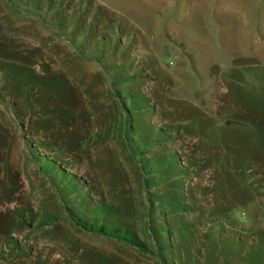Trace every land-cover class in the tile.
<instances>
[{
    "label": "rangeland",
    "instance_id": "374dc122",
    "mask_svg": "<svg viewBox=\"0 0 264 264\" xmlns=\"http://www.w3.org/2000/svg\"><path fill=\"white\" fill-rule=\"evenodd\" d=\"M0 264H264V0H0Z\"/></svg>",
    "mask_w": 264,
    "mask_h": 264
},
{
    "label": "trees",
    "instance_id": "16d2710c",
    "mask_svg": "<svg viewBox=\"0 0 264 264\" xmlns=\"http://www.w3.org/2000/svg\"><path fill=\"white\" fill-rule=\"evenodd\" d=\"M7 1H10V0H7ZM45 2H46V3H47V2H51V0H45ZM90 32H91V31H89V33H90ZM126 95H127V98L129 99L128 94H126ZM128 104H131L130 101L128 102ZM126 129H128V128H126ZM143 142H144V140H143ZM153 163H154L156 166L161 165V162H160V161H157V160H154ZM169 164H170V165L167 166L166 170H164V171H167V170H168V172H167L168 174H162V175H163L164 177H166V176L169 175L170 179H167V180L172 181L173 177H174L176 174H178L179 172L181 173V171L178 170V169H176L174 166H171V163H169ZM155 165H154V166H155ZM166 178H167V177H166ZM80 206H81V207H80V209H79V212H78V210H76L78 214L84 212V210H83V209H84L83 204L80 205ZM165 207H166V208H167V207H175V205H174V204H169V203H167V204H165ZM84 222H85V223H82V222H80V220H77V221H76V225H77L79 228H81V229H86L87 231H92L93 229H92L91 224H87L88 221H86L85 219H84ZM96 223L98 224V231L100 232V231L102 230V227H101V226H103V225H102L103 220L101 219L100 221H97ZM161 232L164 233V229L155 228V235H152V236L154 237V238H153V241H154L155 245H158V246L161 247V249H162V248H163L162 244H164V240H162V233H161ZM101 233H102V232H101Z\"/></svg>",
    "mask_w": 264,
    "mask_h": 264
},
{
    "label": "bare ground",
    "instance_id": "6f19581e",
    "mask_svg": "<svg viewBox=\"0 0 264 264\" xmlns=\"http://www.w3.org/2000/svg\"><path fill=\"white\" fill-rule=\"evenodd\" d=\"M219 94H221V93L219 92Z\"/></svg>",
    "mask_w": 264,
    "mask_h": 264
}]
</instances>
